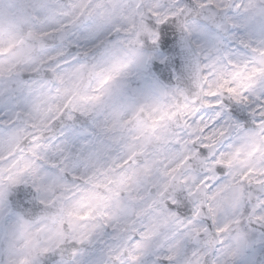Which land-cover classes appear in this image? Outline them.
I'll return each mask as SVG.
<instances>
[{"label":"snow or ice","instance_id":"snow-or-ice-1","mask_svg":"<svg viewBox=\"0 0 264 264\" xmlns=\"http://www.w3.org/2000/svg\"><path fill=\"white\" fill-rule=\"evenodd\" d=\"M116 7L131 10L132 23L142 21L147 31L138 37L136 70L112 100L99 94L91 107L50 111L43 122L35 121L40 107L33 97L44 84L51 93L56 75L83 67L82 57L100 47L76 29L103 4L62 6L66 23L47 34L59 35L61 47L36 73L0 76V105H11L0 120V138L11 148L23 136L18 147L28 149L23 159L13 151L0 162V236L7 238L9 217L21 215L17 209L29 189L42 207L58 191L81 198L90 173L108 166L97 162L113 164L119 151L109 140L111 108L134 105L130 118L139 116L148 125L167 116L170 135L118 160L125 165L120 171L134 175L119 191L103 194L105 206L96 214L65 202L66 218L85 219L31 264H89L88 249L102 239L103 251L91 264H264V41L252 46L246 40L248 29L264 33V0H135ZM105 34L109 43L132 35L120 28ZM177 61L196 76L200 91L192 99L180 87ZM127 68L122 60L118 74ZM165 79L175 83H161ZM145 80L151 83L133 86ZM78 120L88 122L93 138L69 147L64 138L71 133L79 139ZM0 264H6L2 253Z\"/></svg>","mask_w":264,"mask_h":264},{"label":"flooded vegetation","instance_id":"flooded-vegetation-1","mask_svg":"<svg viewBox=\"0 0 264 264\" xmlns=\"http://www.w3.org/2000/svg\"><path fill=\"white\" fill-rule=\"evenodd\" d=\"M63 4L68 5L64 1ZM114 20L118 19L114 18ZM99 22L92 30L93 36L96 40L106 39V31L113 28L111 17L105 16ZM135 29L132 34L137 37ZM101 43H103V47L85 59L88 65L85 64L81 68L68 67L54 77L55 83L52 86L56 89V93L50 98L51 105L45 103L43 117L50 111L59 115L65 108L72 106L88 108L94 103L91 99L93 96L103 94L106 99L112 100L119 92L125 81L122 82L114 72L108 71L106 68L110 67L109 65L102 64L103 58L113 56L114 50L105 49L106 43L104 41ZM124 59L126 60V58ZM150 83L149 80L134 81L133 86L140 88ZM161 83L163 82L161 81ZM98 89L99 91H97ZM167 102L172 103V99L167 98ZM121 109L117 106L111 108L109 112V117L113 120L109 140L112 144L119 145V151L111 157L114 163L110 164L108 160L104 159L97 162L108 166L90 173L86 178L89 190L81 198L73 199V192L58 191L42 207L35 200V193L29 189L30 195L26 201L21 202L20 209H17L21 215L9 217L10 227L7 238L4 239L0 236V253L5 256L6 264H31V261L44 247L60 241L64 235L77 227L80 220L85 219L84 215L66 218L64 213L70 205L65 202H71V205L76 206L81 213H87L90 216L102 210L106 203L103 194L119 191L134 175L130 169L120 171L125 169V165L119 163L118 160L125 156L131 159L148 145H156L160 140L170 135L171 127L167 116L159 121H152L151 125H148L139 116L130 118V114L134 111V105H128V111L124 115H122ZM190 110L188 106L184 107L183 105V111L189 112ZM3 119H7V112L4 107H0V120ZM41 122H43L42 117L37 118L36 123ZM59 132L60 127L57 135ZM75 135L79 139H74L71 133L65 136V142L69 147H74L79 143V140L93 138L87 121L78 120ZM23 139V136L18 137L11 148H8L0 138V162H2L3 156L11 155L13 151L20 153L18 160L23 159L28 152V149L18 150V144ZM76 191L80 190L76 189ZM88 223H91V220ZM104 244L105 240L102 239L94 249H88L89 264L100 257Z\"/></svg>","mask_w":264,"mask_h":264},{"label":"rangeland","instance_id":"rangeland-1","mask_svg":"<svg viewBox=\"0 0 264 264\" xmlns=\"http://www.w3.org/2000/svg\"><path fill=\"white\" fill-rule=\"evenodd\" d=\"M16 1V0H15ZM135 0H70L71 3H79L81 5L83 4H103L105 5V8L103 10H100L97 13V16H106V13L110 16H113L110 11L113 10V6H121V5H126L129 3H134ZM49 1H43V0H20V4H12L11 0H0V50L7 49L8 48V43L11 42V44L15 41L16 39V34L12 32V27L16 25L17 22L20 21L21 18H30L32 16L38 18V17H48L52 18L47 24L40 23L38 20L35 22H38L35 26H32V29L34 28L35 33H38L39 31L46 30V29H51L54 28L56 25L57 27L63 26L58 19L56 15H53V10L57 6H61L59 4H48ZM54 3V2H53ZM36 6H44L42 11L35 12L34 9ZM62 7V6H61ZM59 11V9H57ZM62 11V10H61ZM59 11V12H61ZM114 16L121 17V20L119 22L120 26L127 25V29H131L133 26L132 23V11L128 9H123L116 7ZM64 18V16H62ZM100 19V18H99ZM96 23L98 22V18L96 19L94 26L89 27L85 29L83 34L81 32L79 33L81 36L83 35H89L91 36L94 40H96L93 36L92 30L96 26ZM113 25H118V24H113ZM31 26V24L29 25ZM127 29L121 30L122 32H125L126 34L129 33ZM4 32V34L1 35V33ZM9 33L10 39H7V34ZM13 34L10 35V34ZM3 36V37H2ZM135 37L133 34L130 37H127L123 41H116L112 42L106 45L105 49H112L114 50L113 56L111 57H104L102 64L103 65H109L110 67L106 68L110 72H114V74L117 75V77L121 81H125V78L127 75L136 69L134 63L130 61V58L134 55L135 49L137 48L136 43L137 41L134 39ZM3 39V40H2ZM246 40H250L253 42L252 46H259L261 44V41H264V33H261L257 29H248L246 30ZM17 48L20 49V43H17ZM107 53V52H106ZM14 55L7 56L6 58H3L0 60V65H1V70L3 73H7L9 70H12V57H15L18 53L13 52ZM249 57H255L258 59V53L253 54L249 50ZM22 68L23 69H32L36 67V62L39 58H32L30 54L25 50V54L22 57ZM126 58L128 62V68L122 72H119L118 74V69L120 66V63L122 60H125ZM251 71H256V68H251ZM15 71L14 73H16ZM122 75V76H121ZM121 85V84H120ZM122 87V86H121ZM120 87V88H121ZM45 90H46V85L44 84L43 90L39 92L38 96L33 97L34 101L38 102L40 111L37 113L35 116V121L37 118H41L44 121L43 117V109L45 106V102L43 101H38L39 98H42L45 96ZM0 107H5L8 110L11 108V105H0ZM123 115V112H122Z\"/></svg>","mask_w":264,"mask_h":264}]
</instances>
